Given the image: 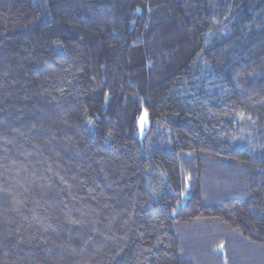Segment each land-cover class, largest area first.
Segmentation results:
<instances>
[{"label":"trees","instance_id":"trees-1","mask_svg":"<svg viewBox=\"0 0 264 264\" xmlns=\"http://www.w3.org/2000/svg\"><path fill=\"white\" fill-rule=\"evenodd\" d=\"M0 264H264V0H0Z\"/></svg>","mask_w":264,"mask_h":264},{"label":"rangeland","instance_id":"rangeland-1","mask_svg":"<svg viewBox=\"0 0 264 264\" xmlns=\"http://www.w3.org/2000/svg\"><path fill=\"white\" fill-rule=\"evenodd\" d=\"M144 117V119L142 120L141 118ZM147 123V114L145 111L142 112V114L140 115V117L137 120V133L139 136L142 135L145 125Z\"/></svg>","mask_w":264,"mask_h":264},{"label":"snow or ice","instance_id":"snow-or-ice-1","mask_svg":"<svg viewBox=\"0 0 264 264\" xmlns=\"http://www.w3.org/2000/svg\"><path fill=\"white\" fill-rule=\"evenodd\" d=\"M142 120L144 119V117L141 118ZM91 122V121H90Z\"/></svg>","mask_w":264,"mask_h":264}]
</instances>
